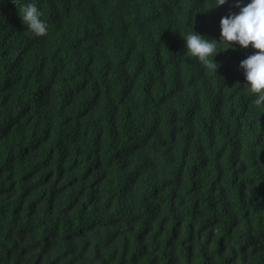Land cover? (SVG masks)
<instances>
[{"label": "trees", "instance_id": "trees-1", "mask_svg": "<svg viewBox=\"0 0 264 264\" xmlns=\"http://www.w3.org/2000/svg\"><path fill=\"white\" fill-rule=\"evenodd\" d=\"M239 11L0 0V264H264V104L240 67L258 50L217 42L214 72L185 40Z\"/></svg>", "mask_w": 264, "mask_h": 264}, {"label": "clouds", "instance_id": "clouds-1", "mask_svg": "<svg viewBox=\"0 0 264 264\" xmlns=\"http://www.w3.org/2000/svg\"><path fill=\"white\" fill-rule=\"evenodd\" d=\"M226 0H215V6L224 5ZM236 6L240 7L238 14H230L222 17L220 21L221 37L215 39H204V36L196 33L187 35V52L197 58L206 68L216 72L219 67L214 59L220 52L217 51V42L228 44L233 47L238 43L247 49L251 45L258 50L240 62V67L244 70L247 83L246 86L252 94L256 96L254 105L260 107L264 104V0H251L245 6H241V0H236ZM18 14L24 25L36 36L47 34V25L40 19L42 13L35 3L22 5ZM229 47L221 51H226Z\"/></svg>", "mask_w": 264, "mask_h": 264}]
</instances>
